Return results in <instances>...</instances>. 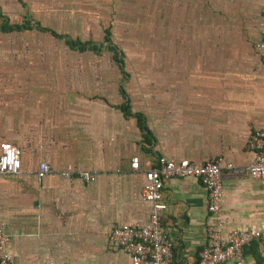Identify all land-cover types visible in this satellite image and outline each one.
I'll return each instance as SVG.
<instances>
[{
	"label": "crops",
	"instance_id": "1",
	"mask_svg": "<svg viewBox=\"0 0 264 264\" xmlns=\"http://www.w3.org/2000/svg\"><path fill=\"white\" fill-rule=\"evenodd\" d=\"M94 1L102 22L103 0ZM107 1L110 41L127 53L121 65L112 54L109 64L38 63L40 33L52 37L38 30L39 0H0V143L20 151L18 172L0 175V224L15 264H130L105 236L115 225L145 223L143 172L157 157L217 161L222 232L264 220L259 176L233 173L252 161L246 142L264 124V48L256 46L264 0ZM123 101L146 131L124 116ZM39 162L51 171L37 180ZM66 165L93 180L65 181L58 172ZM162 197L169 264H194L210 222L204 189L193 178H169ZM243 255L262 264L264 246L252 241Z\"/></svg>",
	"mask_w": 264,
	"mask_h": 264
},
{
	"label": "built area",
	"instance_id": "2",
	"mask_svg": "<svg viewBox=\"0 0 264 264\" xmlns=\"http://www.w3.org/2000/svg\"><path fill=\"white\" fill-rule=\"evenodd\" d=\"M260 41L256 45L264 48V1L260 9ZM248 149L254 153L252 161L244 167L234 169L236 175L256 173L264 186V124L253 131L246 142ZM19 149L7 142L0 143V175H14L19 169ZM129 168H138L137 158L129 159ZM224 168L229 169L228 164ZM45 162L36 166L37 180L50 173ZM59 176L71 183L75 179L91 182L93 176L85 171H78L66 165L58 172ZM169 178H193L199 181L206 197V212L210 222L205 227V243L197 252L194 264H247L243 249L252 241L264 246V220L256 227L248 229H228L221 231L220 198L222 195L221 171L217 161L193 163L186 160L171 161L157 157L153 165L143 172L141 198L149 204L145 223L122 224L111 227L105 236L108 249L124 253L130 264H169L172 259V243L160 225V217L166 208L162 197L163 182ZM6 235L0 224V264H15L5 250ZM46 264H54L48 262ZM264 264V261L263 263Z\"/></svg>",
	"mask_w": 264,
	"mask_h": 264
},
{
	"label": "rangeland",
	"instance_id": "3",
	"mask_svg": "<svg viewBox=\"0 0 264 264\" xmlns=\"http://www.w3.org/2000/svg\"><path fill=\"white\" fill-rule=\"evenodd\" d=\"M39 4L40 8L36 9L34 14V17L39 18V26L49 27L57 33L66 34L72 40L75 38L79 40L91 39L98 43L101 41L102 30L105 27L108 28L112 23L111 6L107 0H103L104 22H100L98 14L100 9L96 8L94 0H39ZM27 12L28 14L32 13L29 7ZM113 41L115 45H119L118 41L122 45L119 38L118 40L113 39ZM18 42L24 45L28 41L23 39L18 40ZM139 43V47L142 48L143 43L141 41ZM37 54L35 57L40 64L78 63L79 59L82 63L109 64L112 62L109 56L112 54L111 51L107 52L102 48L99 55H94L89 51L78 54L68 50L61 40H56L45 33H40ZM126 54L123 51L119 55L123 63H126Z\"/></svg>",
	"mask_w": 264,
	"mask_h": 264
},
{
	"label": "trees",
	"instance_id": "4",
	"mask_svg": "<svg viewBox=\"0 0 264 264\" xmlns=\"http://www.w3.org/2000/svg\"><path fill=\"white\" fill-rule=\"evenodd\" d=\"M18 29V27H14V26H6V25H2L1 29L3 31H9L11 29ZM38 30L42 31V32H48L52 37L56 38V39H62L64 41V43L66 44V46L76 49L78 51H82V50H90L93 52H99L100 49L104 48L108 51L112 52V58L114 60V62L118 65H121V60H120V52L118 51V49L116 48V46H114L111 41H110V33L109 30L107 28L103 29V36H102V41L100 43H94L91 41H79V40H72L69 37H67L64 34H59L54 32L53 30L44 28V27H40L38 26ZM120 94L122 95V92L120 91ZM120 110L122 111V113L124 114V116H134L136 118V123L138 128L140 129V131H146V129L144 128V126L142 125V119L140 117L139 114H133L130 113L127 107V104L125 101H123V103L120 105ZM132 114V115H130Z\"/></svg>",
	"mask_w": 264,
	"mask_h": 264
}]
</instances>
